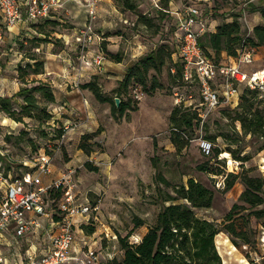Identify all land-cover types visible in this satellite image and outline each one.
<instances>
[{
    "label": "rangeland",
    "instance_id": "1",
    "mask_svg": "<svg viewBox=\"0 0 264 264\" xmlns=\"http://www.w3.org/2000/svg\"><path fill=\"white\" fill-rule=\"evenodd\" d=\"M124 1L100 0V13L94 24L95 31L102 33L104 38L118 36L115 41L121 54L120 62L124 64L132 61L133 64L141 56L160 46L171 50V29L175 25L169 15L160 17L162 5L159 0H128L132 9ZM177 1L179 4L197 7L202 20L207 21L209 30L215 23L218 25L223 21L236 19L240 25V34L245 37L251 34L253 27L264 24L258 18L259 14L250 10L251 5H258L264 0ZM72 4L73 13H70L65 2L59 9L52 10L48 20L51 24L45 29L46 42L42 43L44 53L31 50L29 44L19 41L15 42L12 51L6 52L9 45L1 44L0 74L5 89L11 90L14 78L21 85L18 88L31 87L40 81V75L26 77V84L18 80L16 66L18 63L24 65L26 60L16 62V50H20L22 58L35 51L44 61V71L49 72L54 79L61 75L63 78L64 69L59 59L45 52L49 47L54 52L63 51L66 54L70 62L69 70L73 73L82 70V64L85 63L77 60V44L72 41V33L78 27L83 28L87 18L80 0H73ZM109 14L111 18L106 20L105 17ZM140 17L148 22L142 24L139 22ZM63 37L67 43L63 41ZM47 43L52 44V47ZM106 44L108 42L104 40L100 47L105 46L106 49ZM251 54L252 61L241 64L240 68L244 72L264 68V47L254 49ZM105 58L106 61L110 60L106 55ZM119 68L124 70L123 67ZM90 69V79L103 75L104 69L101 73L94 68ZM153 75L155 73L151 71L149 77ZM118 78L120 77L116 76L111 82H100L104 95L116 98ZM156 78L161 89L150 95L142 93L140 86L136 84L128 86L126 95L122 94L120 97L124 101L130 97L136 102L137 109L127 111L118 120L111 116L110 104L98 102L88 91L74 89L65 95L66 104L61 107L62 101L52 105L35 94L38 105L52 116L50 120L45 122L37 118H24L23 123L13 124L8 119L9 124L1 126L0 177L20 176L25 171L32 170L35 159L44 153L49 158L51 173L48 177H43V181L62 175L69 176L74 183L77 201L98 207L96 214L78 219V224L87 223V219L94 223L92 233L83 230V234H74L71 251L78 258L83 255L82 238L85 236L88 247L98 254L99 264H119L123 252L117 237L127 238L129 243L139 242L146 230L154 224L163 204H170L164 199L168 195L174 196V189L185 185L190 178L212 191L210 207L194 208V214L222 229L220 224L223 217L238 202L243 190L240 180H237L229 191H224L225 175L233 172L264 178V139L243 133L238 122L233 120L235 107L224 104L218 106L205 120L199 119L191 131L187 130L186 134L190 139L185 140L182 148L174 146L170 142L169 115L176 105L192 111V107L188 105L200 101L197 86L192 87L188 93L192 96L191 99L186 98L187 100L177 103L174 93L181 94L182 97L188 94L183 93L178 78L169 74L168 64L164 65ZM20 101V98L16 99L12 106L16 107ZM254 105L261 107L256 102ZM61 129L63 132L60 137L54 138ZM97 129L99 134L88 142L92 144V152L86 155L78 149L80 137ZM200 138L209 140L219 150L216 157L213 154L202 155L198 149ZM243 157L247 160H238ZM86 162L97 167V171H88L84 166ZM199 167H203V170H199ZM157 174L167 184L159 182ZM2 193L3 184L0 181V196ZM178 202L180 201H176ZM138 219L143 222V226L134 228ZM244 229L249 242L243 245L241 241L235 240L241 247L240 250L233 247L230 236L223 229L214 237L221 264H264V231L259 222L250 217Z\"/></svg>",
    "mask_w": 264,
    "mask_h": 264
},
{
    "label": "trees",
    "instance_id": "2",
    "mask_svg": "<svg viewBox=\"0 0 264 264\" xmlns=\"http://www.w3.org/2000/svg\"><path fill=\"white\" fill-rule=\"evenodd\" d=\"M170 1L159 0L162 5L160 8L161 18L165 14L163 10H167ZM124 2L128 8L132 9L133 6L128 3V0ZM250 10L257 12L264 22V1L258 5H251ZM48 20L47 18L42 19L45 26L51 24ZM139 22L146 24L148 21L140 17ZM35 27L46 38L47 31L43 28V24ZM174 30L175 26L171 29V50L165 46L157 47L141 56L127 68L123 79L115 90L116 98L119 99L118 107L115 106L113 98L103 94L97 77L79 85L80 89L89 91L98 102L110 104L111 116L116 120L127 111L137 109L135 101L130 97L124 101L120 95H126L127 88L132 83L140 86L142 93L146 95L161 89V84L157 81L156 76L161 74L165 64H168L169 74L177 77L180 81L183 93H190L191 88L196 85L195 83L187 85L181 78V62L176 56ZM44 38H24L17 41L29 44L31 50H34L41 43L46 42ZM197 43L206 60L217 65L228 64L231 59L237 58L240 54L254 52V49L264 47V24L253 27L251 34L243 37L240 34V25L236 19L223 21L215 27V31L206 30L198 37ZM1 44L0 48L2 47ZM101 50L104 55L110 58V61L116 63L121 61L119 52L112 54L105 49V46H102ZM16 52L19 53L20 50H16ZM32 52L31 55L22 58L26 60L24 65L18 63L16 66L17 78L22 84H26L25 78L28 76L36 77L44 74L42 58L35 51ZM151 71L155 75L149 77ZM31 81L33 80L31 79ZM35 94H38L47 103H55L52 88L39 81L34 86L21 87L10 97L0 96V112L15 123H23L24 118H37L45 122L50 120L52 116L45 108L38 105V98ZM18 98L21 99L20 103L13 107L12 104ZM254 102L260 104L261 107H256ZM188 106L192 107V111H188V108H184L182 105H176L169 115L170 142L178 148H182L185 140L190 139L186 132L187 130L191 131L193 126L197 125L198 115L203 109L199 103L193 104L192 102ZM234 114L233 120L238 122L244 134L264 139V96H260L257 92L243 90L238 104L235 106ZM62 132V129L57 131L54 138H59ZM98 134L97 129L94 132L81 135L78 149L89 155L92 152V144L88 142ZM206 138L214 139L213 137ZM218 153L219 150L213 147L211 155L216 157ZM238 160L245 161L247 158L243 157ZM84 166L90 172L97 171V167L92 166L89 162H86ZM199 170H203V167H199ZM156 178L159 182L167 184L166 180L159 174ZM237 180H240L243 190L238 197V202L232 205L220 225L224 232L230 236L233 247L240 250L241 247L235 240L241 241L243 245L248 244L249 239L244 227L250 217L257 220L261 230L264 231V178L249 176L245 173H227L224 178V191H229ZM49 198L51 205L55 206L60 198V192L50 191ZM164 201L170 202V204H163L154 224L146 230L139 242L129 243L127 238L117 237L123 252L119 264H221V259L214 245V237L222 232V229H219L213 222L196 217L192 210L194 208H209L212 202V191L190 178L187 179L185 185H180L174 189V196L168 195ZM176 201L180 202L176 203ZM141 226H143V222L138 219L134 228ZM92 227H94V223L91 221L89 224L82 225L83 230L89 233L93 232Z\"/></svg>",
    "mask_w": 264,
    "mask_h": 264
},
{
    "label": "built area",
    "instance_id": "3",
    "mask_svg": "<svg viewBox=\"0 0 264 264\" xmlns=\"http://www.w3.org/2000/svg\"><path fill=\"white\" fill-rule=\"evenodd\" d=\"M80 1L87 19L86 25L75 36L78 59L80 63L86 62V50L95 43L97 49L88 65L101 73L106 61L100 47L103 38L94 29L99 0ZM22 6L23 15L18 0H0V44L8 29L20 21L32 23L48 18L51 11L59 7V1L23 0ZM174 18V40L176 56L181 62V78L187 85L195 83L199 106L203 108L198 119L205 120L211 111L222 104L237 106L243 90L264 96V68L251 72H244L240 68L241 64L252 61L251 52L240 54L228 64L217 65L204 58L197 43L198 37L206 31L200 10L195 6L185 5L175 12ZM174 96L177 97V103L192 98L190 94L182 97L181 94L174 93ZM198 149L202 155L209 156L213 145L209 140L200 138ZM49 167V158L43 153L35 159L32 170L16 177H0L3 184L0 196V234L12 231L15 238L22 239L43 232L47 239V252L39 257L27 255L25 264H99L96 251L89 248L87 243L82 245L81 258L71 251L75 231L83 224L90 223L89 219L86 220L87 223L81 224H76L75 221L96 214L98 207L77 201L74 183L69 176L62 175L44 183L43 177H48L51 173ZM50 191L60 192L55 206L51 205ZM44 222L48 225H44ZM0 264H7L1 253Z\"/></svg>",
    "mask_w": 264,
    "mask_h": 264
},
{
    "label": "crops",
    "instance_id": "4",
    "mask_svg": "<svg viewBox=\"0 0 264 264\" xmlns=\"http://www.w3.org/2000/svg\"><path fill=\"white\" fill-rule=\"evenodd\" d=\"M20 1V0H19ZM59 1V7H57L54 10L59 9L62 4L65 2L66 7L70 10V13H73V4L72 1L73 0H58ZM74 1H78V0H74ZM23 0H21L19 2L20 8H21V13L22 15L24 14V9L22 6ZM179 1H175V2H170L167 10H163V12L167 15H169V17L173 18V23L175 25V12L180 10L183 6V4H179ZM99 4H100V0H99ZM98 4V9H97V14L99 17V13H100V5ZM82 8L84 9V7L82 6ZM53 10V11H54ZM109 10V9H108ZM109 12L111 13V11L109 10ZM52 13V11H51ZM51 13L49 14L47 19L51 18ZM113 14V13H112ZM105 16V15H104ZM115 16V13H114ZM106 20L111 18V15L109 14L108 16L106 15ZM259 19L260 16L258 17ZM36 23V24H33ZM34 26H33V25ZM43 24V28L46 29L47 26H45L44 21L38 20L36 22H32V23H25L23 21L18 22L14 27L8 29L6 32H4V36H3V44H7L9 45V47L7 48L6 52H8L9 50L13 49V45L15 44V42L17 40H21L24 38L27 39H31L33 37H38V38H44L43 34H41L40 32H38L36 30L35 26L42 25ZM205 26H206V30L207 31H215V27L217 26V24H213L212 29L209 30V26L207 21L204 22ZM82 28V27H81ZM80 29V27L74 29L73 33H72V41L75 42V36L77 31ZM96 33H98L100 36H102L103 41L105 40L106 42H108V44H106V50L112 54H116L118 52V44L116 43L115 39L116 37L118 38V36H108V37H103V34L100 33L99 31H95ZM63 41L67 43L66 39L63 37ZM25 43V42H24ZM48 45L52 44L47 43ZM43 44L41 43L38 48L34 49L37 50L38 53H44L43 51ZM95 48V49H93ZM97 49V46H95V43L91 44L88 49L86 50L85 53V61L87 62H83L85 64H82L84 67H86L84 69V67L78 70V72L75 74L73 73V71L69 70V59L67 58L66 54H64L63 51H53L51 50V48L49 47V49L45 50V52L49 53L52 57L59 59L60 60V65L61 67H63L62 69H64V76L62 78V75L59 76V78H53L51 75H49V72H45L44 74L40 75V77L38 78V80H40L41 82H45L48 83L49 86L52 88L53 91V95L55 98V103L52 105H56L57 103H59L58 101H62L63 104H60V107L66 104V99H65V95H68L70 93L71 90H78L80 92H84L87 90H82L80 89L79 85L85 84L87 82H89L90 79V71L92 69H90L91 67L88 65V63L90 62L93 54L95 53V50ZM41 50L43 52H41ZM16 54H18L17 59L15 60L16 62L20 61V59H22V55L19 52H16ZM78 55V52H77ZM39 56V55H38ZM12 57V56H11ZM15 58V55H14ZM77 60L78 56H77ZM44 62V61H43ZM132 65V61H126L124 64H122L121 62L116 63L110 60H107L105 62V64L103 65V69L104 72L102 73L103 75L101 77H97V81L99 82V86L100 88L102 87L100 82H111L113 81V79L118 76L120 78H118V80H116V85L119 84V82L123 79L124 74L127 70V68H129ZM119 67H123L124 70H121ZM262 68V67H261ZM43 69H44V64H43ZM256 69H260V68H256ZM255 69V70H256ZM1 71V69H0ZM70 71V72H69ZM81 80H83L81 82ZM18 85L21 86L20 84L16 83L15 78L12 81V85H10V89H5L3 86H5L4 81H3V77L2 74H0V96H12V94H15L19 88ZM9 88V86H6ZM89 92V91H88ZM2 113L0 112V126H7L9 124L8 118H6L3 114V116L1 115ZM13 124H16L15 122H12ZM53 179V178H49ZM49 180L47 182H49ZM44 183H47L46 181H43ZM83 203V202H80ZM79 222V220L77 219L75 221V223L77 224ZM46 224V226L48 225L47 223L44 222V225ZM76 234H83V228L80 226L78 227V229L75 231ZM87 242L85 240V236H83L82 238V245H85ZM88 244V243H87ZM47 252V239L46 236L43 234L42 231H40L39 234L36 235H29L26 236L22 239H17L14 237L12 231H7V232H3L2 234H0V253L3 255L5 261L7 262V264H25L26 263V257L27 255H34L36 257H39L42 253H46ZM98 257V254H97ZM99 258V257H98ZM99 261V259H98Z\"/></svg>",
    "mask_w": 264,
    "mask_h": 264
},
{
    "label": "water",
    "instance_id": "5",
    "mask_svg": "<svg viewBox=\"0 0 264 264\" xmlns=\"http://www.w3.org/2000/svg\"><path fill=\"white\" fill-rule=\"evenodd\" d=\"M114 102H115V106L118 107V105H119V99L115 98L114 99Z\"/></svg>",
    "mask_w": 264,
    "mask_h": 264
}]
</instances>
